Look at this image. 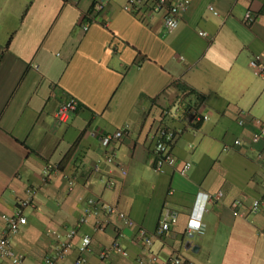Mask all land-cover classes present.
<instances>
[{"label":"crops","instance_id":"1","mask_svg":"<svg viewBox=\"0 0 264 264\" xmlns=\"http://www.w3.org/2000/svg\"><path fill=\"white\" fill-rule=\"evenodd\" d=\"M105 2L85 31L94 0H0V234L3 216L15 212L31 187L28 223L13 237L24 255L20 264H45L75 228L73 246L57 264L75 263L84 234L92 237L86 264H152L151 254L164 263L181 257L195 264H264V139L253 140L255 119L264 121V76L251 66L257 56L264 66V0H189L173 31L149 5L126 11L127 0ZM70 97L80 108L59 123L56 112ZM193 114L208 119L195 125ZM164 125L177 131L172 152L192 163L185 176L153 168L154 134ZM89 127L99 135L88 134ZM122 129L123 138L102 145L100 134ZM49 163L58 168L46 177ZM200 192L214 199L203 229L189 237ZM90 197L149 231L165 207L178 217L146 246L136 226L124 227L116 216L102 231L93 217L79 224ZM255 200L262 203L257 212ZM123 227L128 255L101 262L100 251Z\"/></svg>","mask_w":264,"mask_h":264},{"label":"built area","instance_id":"2","mask_svg":"<svg viewBox=\"0 0 264 264\" xmlns=\"http://www.w3.org/2000/svg\"><path fill=\"white\" fill-rule=\"evenodd\" d=\"M105 0H94L93 12L88 16L89 21H86L83 25V29L87 31L92 21L97 19L98 14L105 7ZM144 5H149L153 14L164 13L163 23L168 31L176 30L181 23L182 15L188 10L189 0H177L174 3H169V0H127L124 5L126 11H136ZM215 14H218L213 7H210ZM254 17L250 11L245 13L244 23L247 26L252 25ZM199 34L202 37H207L208 34L205 31H200ZM261 57L257 56L251 61V66L255 70V73L260 76H264V66L261 64ZM80 108V102L75 97H70L63 102L57 112L56 119L59 123L66 122L69 117L77 112ZM181 108V107H179ZM178 108V110H179ZM207 115L193 114L192 123L197 125L201 121L207 120ZM240 124L244 125L245 122L240 120ZM254 124L257 126V130L253 135L254 141L264 139V121L255 119ZM125 129L118 130L115 133L100 134V140L103 146L108 147L113 141L119 140L124 137ZM87 133L96 136L99 132L94 127H89ZM177 131L168 126H161L154 134L153 142V168L158 173H164L167 170H176L181 175L185 176L192 168L190 161L181 162L178 157L172 152V144L176 139ZM235 143L239 145L240 140H236ZM107 162L113 164L115 168L122 172L123 175L127 174V171L123 166L116 162L113 156L107 158ZM58 166L53 163H49L45 167L44 174L46 177L56 171ZM70 187L73 186V180L69 181ZM36 195L35 188H28L27 197L20 199L16 205L15 212L13 214H6L3 216L4 227L0 234V262L4 260H10L14 264H20L24 260V255L18 253L14 249L13 237L20 233L22 228L27 225L28 217L25 213L26 209L33 204V200ZM214 198L208 193L200 192L197 196L196 202L192 209L191 215L187 225V235L192 237L195 233L200 232L203 229V216L207 210V204ZM261 201L255 200L252 205V211L257 212L261 208ZM111 216H116L122 221L124 227L137 228V237L146 245L151 246L154 240L158 237L164 236L169 230L174 221L177 220L178 213L168 207H165L161 213L159 224L154 231H149L141 225H137L135 221L126 213L119 210L116 206H112L101 200L90 197L85 202L84 213L79 220V224H85L93 217L96 218V230H104L108 219ZM124 227L118 229L117 239L112 243L102 248L98 258L101 262L106 261L113 253H118L127 256L128 251L122 246L120 239L124 236ZM78 235V230L72 229L67 235L65 241L55 248L52 254H48L45 257V264H57L61 260H64L68 255L70 249L73 246V239ZM92 245V237L89 234L81 236L79 251L80 255L76 259L74 264H86V253L89 251ZM150 261L152 264H195L191 260H185L181 257H175L168 262H160L159 258L155 254L150 255Z\"/></svg>","mask_w":264,"mask_h":264},{"label":"trees","instance_id":"3","mask_svg":"<svg viewBox=\"0 0 264 264\" xmlns=\"http://www.w3.org/2000/svg\"><path fill=\"white\" fill-rule=\"evenodd\" d=\"M181 89H182V91H187V92H189L190 94H194V95H196L197 98H198L199 100H203V96L200 95L199 93H197L194 89H190V88L187 87V86H181Z\"/></svg>","mask_w":264,"mask_h":264}]
</instances>
